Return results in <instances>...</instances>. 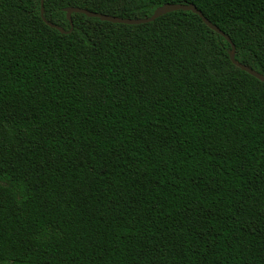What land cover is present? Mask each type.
I'll list each match as a JSON object with an SVG mask.
<instances>
[{"label":"trees","instance_id":"1","mask_svg":"<svg viewBox=\"0 0 264 264\" xmlns=\"http://www.w3.org/2000/svg\"><path fill=\"white\" fill-rule=\"evenodd\" d=\"M165 3L264 75V0H0V264H264V82L192 11L66 32Z\"/></svg>","mask_w":264,"mask_h":264},{"label":"water","instance_id":"2","mask_svg":"<svg viewBox=\"0 0 264 264\" xmlns=\"http://www.w3.org/2000/svg\"><path fill=\"white\" fill-rule=\"evenodd\" d=\"M42 2V1H41ZM66 13V18L70 23V29L69 31L66 32H70L72 30L73 27V23H72V19H71V14L72 13H82L84 15H86L87 17H94V18H99L102 21H108L111 23H119V24H128V25H138V24H144V23H148V22H152L155 19H157L158 17L172 12V11H177V10H183V11H192L193 13L197 14L202 22L211 30H213L214 32H216L217 34L221 35L231 46V51H229V58L230 61L239 69H241L242 71H245L246 73L250 74L251 76L255 77L256 79H258L261 82H264V75L255 71L254 69L248 67L247 65L241 64L239 62H237L235 60V47L233 45V43L231 42L230 38L223 32L221 31L216 25L212 24L202 13L200 10H198L195 5L193 4H180V3H165L157 8L154 9V11L152 12V14L148 17H143V18H125V17H118V16H114V15H108V14H103V13H98V12H94V11H90L84 8H79V7H66L63 9ZM40 16L41 19L50 27H55L57 28L59 31L64 32L63 29L61 27L55 26L49 22H47L43 16V7L41 5V9H40Z\"/></svg>","mask_w":264,"mask_h":264}]
</instances>
